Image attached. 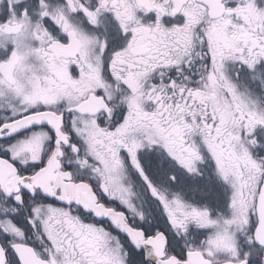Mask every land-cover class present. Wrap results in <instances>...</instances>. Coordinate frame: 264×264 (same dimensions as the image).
<instances>
[{"label": "snow or ice", "instance_id": "obj_1", "mask_svg": "<svg viewBox=\"0 0 264 264\" xmlns=\"http://www.w3.org/2000/svg\"><path fill=\"white\" fill-rule=\"evenodd\" d=\"M0 264H264V0H0Z\"/></svg>", "mask_w": 264, "mask_h": 264}]
</instances>
